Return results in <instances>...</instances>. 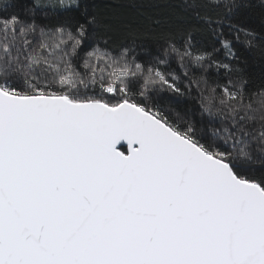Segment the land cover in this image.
Masks as SVG:
<instances>
[{"label":"snow or ice","instance_id":"6c2138e0","mask_svg":"<svg viewBox=\"0 0 264 264\" xmlns=\"http://www.w3.org/2000/svg\"><path fill=\"white\" fill-rule=\"evenodd\" d=\"M185 4L200 27L142 36L88 0H34L31 22L16 0H0V264H264V90L254 100L244 70L192 38L206 31L238 61L234 43L255 48L240 19L253 5ZM46 8L68 13L65 26L37 24ZM87 39L120 40L121 55L94 48L82 75L73 58ZM144 39L159 55L129 59L124 42ZM173 58L228 75L213 86L184 72L219 127L174 120L154 102L186 94L158 67Z\"/></svg>","mask_w":264,"mask_h":264},{"label":"trees","instance_id":"16d2710c","mask_svg":"<svg viewBox=\"0 0 264 264\" xmlns=\"http://www.w3.org/2000/svg\"><path fill=\"white\" fill-rule=\"evenodd\" d=\"M16 2L20 18L31 22L33 17L28 15L25 9L32 7L34 0H16ZM88 2L90 10H99L103 16L116 24H132L140 30L142 36L153 31L175 33L178 29L192 25L200 27L194 15V10L186 6L185 0H136L134 3L130 0H88ZM262 2L264 0H251L253 7L240 17L244 20L246 26L256 33V36L253 40L254 49H249L244 44L234 43L233 47L238 61L230 60L219 40L210 33L198 31L192 34L193 41L198 49L212 53L221 62L233 64L244 70L245 78L248 80L247 91L250 95H253V99L256 101L259 100V97L255 94L264 90V56L259 54L260 48L264 47V43H262L264 42V7H261ZM66 15L68 13H65L62 9L46 8L35 17V21L40 26L46 25L48 29L55 30L57 27L65 26L64 18ZM72 15H76L78 18V14L72 13ZM236 19V17H233L234 22ZM72 30L75 31V28H72ZM220 30L226 38H232V33L229 31L227 24L221 25ZM124 45L135 48V52L130 53L128 58L130 59L132 55H135L139 63L152 60L153 57L159 55L161 50L160 45L152 39L137 41L135 45L131 41H125ZM96 47L105 49L114 57H119L122 52L120 40H115L110 46H105L103 41L87 39L79 50V57L73 58L77 71L82 75L84 73L83 63L87 58V53L93 51ZM214 49L218 51H214ZM158 67L168 73L169 78L175 75L178 78V85L186 93L184 96L169 91L155 94L154 102L158 103L170 118L178 119L177 114H179L180 119L191 120L197 128L220 126L219 117H209L206 113L202 114V100L200 93L195 90V85L191 86L192 92L190 94L186 86L189 85V77L197 76H203L213 86L216 83H227L229 77L224 70H218L215 66H206V70L191 66L183 69L175 58L170 59L168 64L158 65ZM185 71H188L189 77H185ZM95 90L99 94L98 85L95 86ZM89 94H91V91ZM253 167L259 168L260 166L254 165Z\"/></svg>","mask_w":264,"mask_h":264}]
</instances>
